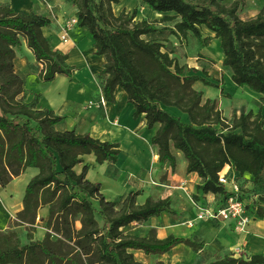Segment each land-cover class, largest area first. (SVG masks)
<instances>
[{
  "label": "trees",
  "instance_id": "obj_1",
  "mask_svg": "<svg viewBox=\"0 0 264 264\" xmlns=\"http://www.w3.org/2000/svg\"><path fill=\"white\" fill-rule=\"evenodd\" d=\"M68 1L77 9L79 26L86 27L94 39L95 54L106 59L101 72L106 76L105 100L116 103L115 91L121 87L135 107L134 117L144 114L148 129L159 125L151 143L158 146L160 162H169L175 172L174 147L183 153L187 173L201 178L195 201H204L209 193L218 195L220 203L226 199L229 191L219 177L227 165L234 168L236 179L262 183L263 109L257 113L243 110L230 121L217 99L205 98V92L195 87L202 82L221 88L208 79V71L201 74L182 65L161 40L145 36L168 30L179 41L192 34L205 45L219 38L222 65L231 69L232 81L260 94L264 108V8L243 19L247 0H140L144 7L163 15L137 20V8L114 12L120 0ZM51 23L49 16L18 12L0 1V185L6 187L29 167L39 169L26 187L24 207L15 220V226L29 228V242L24 243L15 229L1 231L0 264H143L131 249L146 255L166 254L178 245L195 252L204 249L206 242L195 234L171 233L160 238L156 228L146 235L128 230L133 223L160 218L164 212L181 215L170 197L149 196L140 204L141 191L136 190L121 201L108 200L102 184L87 178L92 165L85 164L81 173L76 172L75 166L84 162L86 154H95L99 164H116L121 144L76 129L58 130L56 125L64 117L52 108H38L40 93L29 100L27 80L15 69L23 40L44 64L41 81L52 82L58 75L78 81L69 55L54 47L43 32ZM203 28L214 36H204ZM169 108L186 114L188 121ZM242 192L250 199L247 208L253 217L264 219V197L251 189L242 188ZM44 206L49 207V218L40 240L35 238L36 223ZM155 264L166 263L158 260ZM208 264H264V253H228Z\"/></svg>",
  "mask_w": 264,
  "mask_h": 264
},
{
  "label": "crops",
  "instance_id": "obj_2",
  "mask_svg": "<svg viewBox=\"0 0 264 264\" xmlns=\"http://www.w3.org/2000/svg\"><path fill=\"white\" fill-rule=\"evenodd\" d=\"M0 1L10 3L12 8L18 12L29 13L35 11L38 14L49 16L52 23L50 26L43 28L44 34L54 47L69 55L68 62L76 67L77 82L71 81L65 75H58L52 82L41 81L39 74L44 64L36 59L33 51L28 47L27 41L23 40L22 48L17 52L15 59V69L18 74L27 80V88L30 90L29 100H32L35 94L40 93L42 97L38 103V108H52L57 114L64 117V120L56 125L58 130L76 129L79 133L89 132L95 138L121 144V152L116 164H109L108 162L99 164L96 161L95 154H86L83 156L84 162L75 166L76 172L81 173L85 164L92 165L87 178L92 182L102 184V193L105 194L108 200L121 201L130 192L140 190L141 195L138 197V203L143 204L149 196L155 199L170 197L173 207L179 206L176 209L182 213L176 218L164 212L160 218L153 216L147 222H135L127 227L128 230L146 235L150 229L156 228L160 238H164L171 233L196 235L198 232L197 227L192 226V230H190L188 225L182 226L180 224L181 221L184 223L192 221L187 219V211L180 209L183 203H180V201L183 195H187L193 206V195L197 193L196 187L201 182V178L196 173H187V161L183 153L174 147L172 150L177 157L175 172L172 171L169 162H160L158 146L151 143V139L157 132L159 125L148 129L144 114H141L138 118L134 117L135 107L128 101V95L123 88L117 87L115 91L116 103L105 100L103 86L106 76L102 75L101 72L106 59L104 56L95 54V41L86 27L79 26L76 18V7L68 0ZM142 7L145 11V7L140 0H120V3L114 4L113 9L118 15L124 9L133 12L134 9ZM146 13L151 16L150 20L158 19L152 12L146 11ZM162 15L161 13L160 16ZM140 19L143 18H137V20ZM64 25L70 26V40L68 42H64L61 38ZM165 32H169L166 37L160 33L145 36V38L159 39L165 46L170 44L171 48L166 46V49L172 52V56L176 57L182 65L189 64L186 66L191 69H198L199 72L202 70L200 69L201 65L205 64L210 58H217L216 60L222 64L224 53L219 38H213L209 45H205L199 38L189 34L183 40L185 44L187 43V46L192 37L196 38L199 45H202L195 51L196 55H193L189 52V46L188 49L187 47L180 48L181 45H177L180 42L179 39L170 31ZM203 33L204 36L208 34L214 36V33L207 28H203ZM164 38H167L168 41H164ZM203 47H208L211 51L215 47L216 56ZM179 49H187L182 54L189 56L190 59L193 58V60L183 61ZM228 70L232 75L231 69L228 68ZM209 80L216 82L213 79ZM231 85L234 86L233 83ZM195 87L205 91L206 85L198 82ZM209 87L207 86V88ZM207 96L206 98H208ZM90 102L96 105L90 106ZM169 110L178 114V110L175 108H169ZM38 172V168L29 167L24 173L15 177L6 187L0 185V232L15 229L24 243L29 242L27 238L29 228L26 225L15 226V220L17 214L24 207L23 198L26 187L31 178ZM233 173L236 174L235 171ZM154 181L156 184L153 183ZM204 200L214 204L217 201V196L209 193ZM188 203L191 205L190 202ZM48 218L49 207L40 208L36 223V239L41 240L44 238L47 232L46 223ZM208 221L207 226L213 225V223L219 226L208 230V235L213 234L214 238L206 241L204 249L199 252L193 251L186 245H178L169 253L158 255H146L142 250L131 249L130 251L135 254L138 260L148 264L158 260H163L166 264H175L176 262L182 264L181 258L186 260L190 255L193 264H208L228 253L235 254V256L242 253L247 255L264 253V219H253L246 227V231L237 230L233 220ZM183 253L187 254L182 256Z\"/></svg>",
  "mask_w": 264,
  "mask_h": 264
},
{
  "label": "rangeland",
  "instance_id": "obj_3",
  "mask_svg": "<svg viewBox=\"0 0 264 264\" xmlns=\"http://www.w3.org/2000/svg\"><path fill=\"white\" fill-rule=\"evenodd\" d=\"M228 1H232V0H228ZM263 7H264V0H247L245 8L241 12V17L243 19L252 18L257 14L259 9L263 8ZM137 11H138L137 18L142 17V18L151 19V16L148 13H146V11H144L143 7L140 9L137 8ZM157 17L159 19L162 16H157ZM163 24L164 25H173L174 22H165ZM168 33L169 32H165V31L161 32V34L164 35L165 37L168 35ZM163 40L168 41L167 38H164ZM177 45H181L180 48L187 47V49L189 46V52L192 53L193 55H196L195 51L198 50L199 46L202 47V45H199V42L194 37H192L190 39L188 46H187V43L185 44V41H183V40L180 41L179 44H177ZM166 46L168 48H171L170 44H167ZM203 48L208 52L211 51V49H209L208 47L207 48L203 47ZM187 49H179L180 54H181L180 56H181L183 61L193 60V58L190 59L189 56L182 54L183 51L187 50ZM215 50H216V48L213 47V50L211 51L214 55L216 53ZM216 59L215 58L208 59V61L205 62V64L201 65V68H200V69H202V70H200L201 74H202L203 70L208 71L209 74L211 73L210 77H208V78L216 80V82H218L221 86V88H214V87L207 88V86H206L204 92L206 95H208L207 97L217 98L221 109H223V111H224V115L228 119H230V121H232L235 113H237L239 115L240 112L243 110H245L246 112L253 111L254 113H257L260 110V108H262L263 113H264V108L262 107V102H261V95L252 91L248 87L241 88L239 86H236V84L231 79L230 70H228V68H225ZM186 63H188V62H186ZM186 65H189V64H186ZM230 82L233 83L234 86L231 85ZM206 95H205V98H206ZM233 171H234V168L231 169L232 174H234ZM237 181L240 185H242V188L244 190H246V189L250 190L251 189L255 195H259V196L264 197V178H263L261 184H256L254 182H250L249 179L244 178V177L238 178ZM248 199L246 198L247 201H248ZM188 202L191 203L190 198L187 195L186 196L183 195V197L181 198V201H180V203H182V205L180 206V209L183 211H187L186 212V213H188L187 219H191L193 221V225L188 224L187 222L184 223L183 221H181L180 224H182V226L188 225L190 230H192V226L197 227L196 229L198 232L196 233V237L199 240H203L206 242V241L214 238L213 234L208 235V232H209L208 230L213 229L215 226H219V225H216L215 223H213V225L207 226V222H209L208 220H202V221L195 220L196 215H197V211H196L194 205L192 206V203L190 205ZM177 207H179V206H177ZM186 254L187 253H183L181 255L183 256ZM186 260L184 258H181L180 261L182 264H193L191 255ZM155 263H156V261L152 262V264H155ZM143 264H148V263L143 262Z\"/></svg>",
  "mask_w": 264,
  "mask_h": 264
},
{
  "label": "built area",
  "instance_id": "obj_4",
  "mask_svg": "<svg viewBox=\"0 0 264 264\" xmlns=\"http://www.w3.org/2000/svg\"><path fill=\"white\" fill-rule=\"evenodd\" d=\"M69 25H64L62 28L61 38L64 42L70 40ZM92 106L93 102L89 103ZM96 105V104H95ZM231 166L227 165L220 173L219 181L227 187L229 194L226 199L220 203L219 197L217 201L212 204L204 201H195L192 199L193 205L197 209L195 220H220V221H234L235 228L240 231H246V227L255 219L247 208L248 201L243 197L242 185L237 181L235 174L231 173ZM153 183L156 184L154 181ZM188 224L193 225V221Z\"/></svg>",
  "mask_w": 264,
  "mask_h": 264
},
{
  "label": "bare ground",
  "instance_id": "obj_5",
  "mask_svg": "<svg viewBox=\"0 0 264 264\" xmlns=\"http://www.w3.org/2000/svg\"><path fill=\"white\" fill-rule=\"evenodd\" d=\"M145 11L152 12L153 15H156V16H160V15H161V13H158V12H156V11H153L150 7H145ZM179 113H180V112H179ZM178 115L182 116V117L185 119V121H188V120H187V119H188V116H187L186 114H183V113L181 112V114H178Z\"/></svg>",
  "mask_w": 264,
  "mask_h": 264
}]
</instances>
